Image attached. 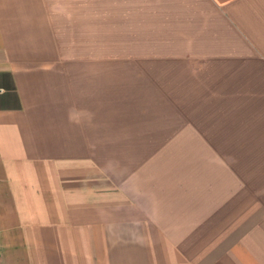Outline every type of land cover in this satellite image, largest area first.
Returning a JSON list of instances; mask_svg holds the SVG:
<instances>
[{
  "label": "crops",
  "instance_id": "1",
  "mask_svg": "<svg viewBox=\"0 0 264 264\" xmlns=\"http://www.w3.org/2000/svg\"><path fill=\"white\" fill-rule=\"evenodd\" d=\"M0 264H264V0H0Z\"/></svg>",
  "mask_w": 264,
  "mask_h": 264
}]
</instances>
